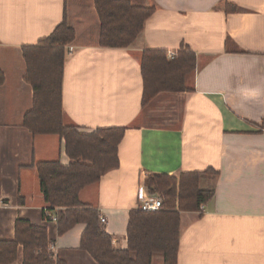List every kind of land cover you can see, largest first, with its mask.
<instances>
[{
    "label": "crops",
    "instance_id": "crops-1",
    "mask_svg": "<svg viewBox=\"0 0 264 264\" xmlns=\"http://www.w3.org/2000/svg\"><path fill=\"white\" fill-rule=\"evenodd\" d=\"M129 1L155 10L131 45L111 48L98 44L94 0H0V240L12 239L23 218L46 227L64 264H97L79 247L84 224L58 235L55 221L41 216L35 163L67 165L63 139L21 124L33 97L21 47L48 36L65 16L75 39L63 67V123L81 132L126 127L118 167L79 192L105 219L113 247H127L129 212L149 176L210 169L216 175L200 187L213 197L200 211L180 213L177 264H264V0ZM181 44L196 56L192 90L158 93L149 122L145 108L154 109L141 106V53ZM21 262L19 247L12 264ZM151 264H162L161 256Z\"/></svg>",
    "mask_w": 264,
    "mask_h": 264
},
{
    "label": "trees",
    "instance_id": "trees-1",
    "mask_svg": "<svg viewBox=\"0 0 264 264\" xmlns=\"http://www.w3.org/2000/svg\"><path fill=\"white\" fill-rule=\"evenodd\" d=\"M94 3L101 47L131 45L155 10L154 6H137L129 0H94ZM74 39L75 31L64 16L48 36L36 44L21 47L25 63L23 79L33 91L31 108L24 114L21 124L33 135L50 134L63 139L64 151L70 160L67 165L61 164L59 159L35 163L46 205L41 210L42 219L48 222L55 217L58 235L76 224H84L79 247L97 264H151L155 255L161 256L162 264H177L180 213L200 211V206L213 197L214 190L201 188L200 181L217 172L209 169L186 171L177 177L149 176L147 191L162 196V207L155 211L138 207L131 210L126 231L127 247H113L111 236L99 222L98 210L81 203L79 192L118 167L117 148L126 127L81 132L63 123V67L67 48ZM169 52H173L172 58ZM195 66V53L186 44L174 51L144 49L140 58L141 106H147L160 92L192 90L187 82ZM4 79L0 70V85ZM51 244L46 227L17 218L14 237L0 240V264L14 263L19 247L21 264H64L51 251Z\"/></svg>",
    "mask_w": 264,
    "mask_h": 264
},
{
    "label": "built area",
    "instance_id": "built-area-1",
    "mask_svg": "<svg viewBox=\"0 0 264 264\" xmlns=\"http://www.w3.org/2000/svg\"><path fill=\"white\" fill-rule=\"evenodd\" d=\"M68 51H72V47L68 46ZM173 57V52H169V58ZM138 200V208L144 211H155L159 210L162 207V198L158 194H150L147 189L144 190L142 188L139 189L137 194ZM3 200L0 199V206H2ZM55 221V217L52 218ZM99 222L101 225L105 223V219L103 217L99 218Z\"/></svg>",
    "mask_w": 264,
    "mask_h": 264
},
{
    "label": "rangeland",
    "instance_id": "rangeland-1",
    "mask_svg": "<svg viewBox=\"0 0 264 264\" xmlns=\"http://www.w3.org/2000/svg\"><path fill=\"white\" fill-rule=\"evenodd\" d=\"M165 103H166V101L163 102L162 104L164 105ZM167 103H169V102H167ZM163 105H160V106H163ZM148 106H151L152 107L151 109H154V110L152 112L151 111L149 112L148 108H145L146 112L144 114L146 116L144 115V119L147 121L149 120V122H152V120L156 118V114L158 111H157V109L154 108L153 100L148 104ZM156 106H158V103L156 104ZM145 107H147V106H145ZM175 112H176V114H180V107H177V109H175ZM208 177L211 178V177H213V175L209 174ZM159 196L162 198L161 195H159ZM162 201H163V198H162Z\"/></svg>",
    "mask_w": 264,
    "mask_h": 264
}]
</instances>
